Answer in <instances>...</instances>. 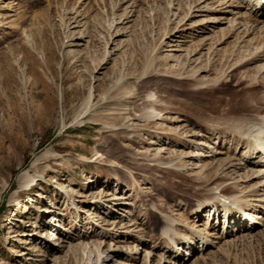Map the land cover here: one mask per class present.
I'll list each match as a JSON object with an SVG mask.
<instances>
[{
    "label": "rangeland",
    "instance_id": "rangeland-1",
    "mask_svg": "<svg viewBox=\"0 0 264 264\" xmlns=\"http://www.w3.org/2000/svg\"><path fill=\"white\" fill-rule=\"evenodd\" d=\"M190 1L0 0V264H264V225L237 236L223 212L194 215L225 174L263 213L264 164L248 179L240 144L187 107L133 118L148 92L171 108L192 92L211 124L251 83L263 94L264 57L245 65L264 52L255 0Z\"/></svg>",
    "mask_w": 264,
    "mask_h": 264
},
{
    "label": "bare ground",
    "instance_id": "bare-ground-1",
    "mask_svg": "<svg viewBox=\"0 0 264 264\" xmlns=\"http://www.w3.org/2000/svg\"><path fill=\"white\" fill-rule=\"evenodd\" d=\"M200 1L201 0H191L189 2V4H187L186 12L190 13L191 10L193 9L194 5H195L196 10H200L201 7H200V4H198ZM204 2L205 1H203L202 3H204ZM258 2H259L258 0H255V4H254L255 8H257V6H258ZM260 5H262V4H260ZM191 13H193V12H191ZM263 16H264V6H261V8L259 10L257 9L254 11L253 17H255L256 21L261 20V18ZM254 54H256V53H254ZM250 56H252V54ZM260 57L261 58L264 57V52H262L261 55H253L248 60V62L245 63V65H247L251 62H255V60L260 59ZM149 68H151V64L150 65L148 64L145 67V69L143 71L144 74L147 73V70H149ZM263 69H264V67H263ZM173 84L177 85L175 82ZM187 84H185V85L186 86H189L190 84L193 85V82H187ZM256 85H259V84H252L251 83V86H249L248 91L243 94V96L238 100V102L236 101V104L234 106L230 107V104H229L227 106L228 109L226 107L227 110L226 109L225 110L227 111V114L231 115L235 112H238V113L234 116H231V118H228L226 120H222L221 124H218V123L217 124H213V123L211 124L210 123L212 121L208 119L209 116H206L205 109L202 110V107L199 106L197 101H195V99L197 98V95H193V97H191L192 92L190 94V102H194V103H191V105L189 106V105H186L185 101H180L179 105L176 108L166 107V106H170V103H168L166 101L162 102V100H160V99L158 100L157 103H155V101H157V99H158V98H155L156 94L152 93V92L145 93L144 97L147 100L142 102V104H141L142 109H140V110L137 109L138 115L135 116V114H134L133 118H134V120H136L138 122L141 121L142 123H145L142 125L143 128H147V127L153 128V126H151V125L146 127V125H148L147 123H149V124L154 123L153 120H155V119L167 121L168 119L163 118L164 115L177 114L175 112H183V110H186V107H187L188 111L190 112V117L192 118L191 120H193V122H195L199 126L203 127L207 132H210L211 136H215V137H217V139H224L226 141V142H224L225 144H229L230 142L231 143L234 142L236 145L240 144V146L242 147V149L244 151L243 154L249 156V157L247 156V158H248L247 160H249V161H245V162L252 161L254 163H244L242 166H239V169L238 168L237 169L240 171L249 170V172L246 171L247 176H246V174H245V176L247 178L249 176L253 177L251 174H249L250 170L255 169L259 163L260 164L264 163V156H263L264 155V145L262 144V141H263L262 139L264 137V114H261L262 112H264V104H263L264 103V90L262 92L263 93L262 95L255 94L254 91L256 90V87H258ZM140 88H142V89L146 88L147 89V86L141 85ZM180 92L184 94V92L187 93V90L184 89V90H181ZM194 93L198 94L200 92H198V93L194 92ZM86 103H88V101H86L83 104V106H86L87 105ZM161 103H164L165 107H163L161 105L158 106V104H161ZM166 111H168V113ZM170 121H168V122H170ZM181 122H184V121H181ZM191 124L192 123H188V125H191ZM218 128H220V129H218ZM183 129H185V128H183ZM155 130H157V129H155ZM170 134H173V131L170 130L169 136H170ZM227 134L229 135V137L226 136ZM155 143L156 142H154V143L151 142L150 144L152 145ZM250 157H252V158H250ZM234 167L236 168V166H234ZM226 171H227V168H226ZM222 173H224V171H221V174ZM207 179L208 178L206 177V181H207ZM211 179H212V177H211ZM28 180L29 179H27V176L25 177V175H21L19 177V182H20L21 186L27 187ZM204 180H201V181H204ZM217 180H219L220 183L214 184L216 186L215 187L216 191H212L214 189L209 190V191H207L208 193L200 196L198 198V200L195 199L196 200L195 201L196 205H195V209H194V212H195L194 215L195 216L197 214H200L201 212H205L206 209H208V208H209V211H211V210L213 211L212 212L213 216H215V215L220 216V214L223 212V217L227 221V225L230 224L231 221L233 224H235V227L237 225H239V229L237 230V234H236L237 236L241 235L242 233L244 234L247 231H248L247 233L250 234V231H254L256 229V228L252 229V225L258 224V227L264 225V222H262V221H264L263 220L264 216H261L264 214V212L262 213V210L257 209L256 207H251L250 205H248V201H246V198L257 197L258 192L255 191V189L249 190L248 189L249 187L248 188L244 187V189H242V188L240 189L241 191L239 190V192H235L236 190L234 188L229 189L227 187H222L223 184H225L231 180V177H228L226 174L225 175H218ZM232 180H234V179H232ZM261 180H264V177H262ZM205 183H207V182H205ZM257 183H259V182H257ZM259 184H262V183H259ZM198 186H201V185L200 184L196 185L195 188ZM236 187H238V186L236 185ZM252 188H253V186H252ZM247 189L249 191L245 192ZM226 193H227V195H226ZM238 193H241L240 197L235 196V194H238ZM195 196H194V198H196ZM241 211L247 213V214H243V215L251 216V225L250 224L247 225V223L245 225L242 224V222H241L242 219H240L242 216V215L240 216ZM208 218H209V216H208ZM160 222H162L164 229L168 227L167 229L169 230V227L171 225V224L169 225V222H171V220L170 221L161 220ZM171 231L172 230L166 231L164 233V236L168 239V242L164 243L165 246L163 245L165 249H170V250L172 248L170 242H174V241H172L173 239L171 237L173 235H175ZM199 236L201 237L200 234H199ZM201 239H204V238H201ZM189 241H191V240H189ZM204 243L207 244V241H205ZM207 246H208V244H207ZM179 249H180V247H179ZM165 254H167L166 255L167 259H169V261L173 262L174 264L181 262L178 259V256H176V254H178L177 252H174V254L165 252Z\"/></svg>",
    "mask_w": 264,
    "mask_h": 264
}]
</instances>
